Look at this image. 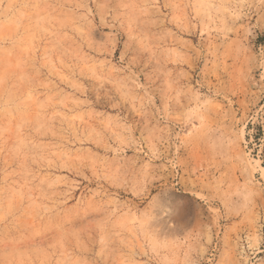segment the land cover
Returning a JSON list of instances; mask_svg holds the SVG:
<instances>
[{"label":"rangeland","instance_id":"1","mask_svg":"<svg viewBox=\"0 0 264 264\" xmlns=\"http://www.w3.org/2000/svg\"><path fill=\"white\" fill-rule=\"evenodd\" d=\"M0 264H264V0H0Z\"/></svg>","mask_w":264,"mask_h":264}]
</instances>
